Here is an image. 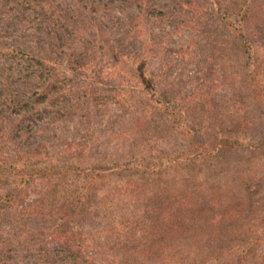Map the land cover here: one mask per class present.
<instances>
[{
  "label": "rangeland",
  "instance_id": "374dc122",
  "mask_svg": "<svg viewBox=\"0 0 264 264\" xmlns=\"http://www.w3.org/2000/svg\"><path fill=\"white\" fill-rule=\"evenodd\" d=\"M45 1L50 18L46 20L36 12L26 11L28 20L13 0H0V67H11L0 78V165H15L26 171L46 164L51 167V163L57 167L53 175L44 179L26 175L29 183L25 180L19 184L24 190L6 208L7 216L0 219V241L20 245L19 252L26 249L28 253H38L47 241L50 245L58 241L60 245V233L75 231L69 236L70 249L77 247L76 243L88 251L103 249V241L108 240L111 246L113 239L124 243L119 247L121 252L131 250V245L140 248L138 233L151 235L156 219H161V214L169 216V204L156 206L163 200L172 202L177 194L174 189L179 187L184 189L180 200L191 199L195 186L188 167L183 166L180 172L169 167L172 158L185 150L183 131L187 129H173L165 113L161 116L159 110L165 109L167 113L165 106L173 110L174 102L169 100L173 93L186 92L188 97L184 100L183 93L182 101L191 105L203 99L198 95L202 93L211 95L217 104L204 112L213 122L217 116H228L235 109L230 98L232 91L247 93L252 88L243 84V70L235 76L242 64L234 52L221 50L224 38L212 34L213 41L205 40L201 26L192 20L198 15L191 17L187 7L180 5L181 0H149L154 8L139 18V4L131 0ZM243 1L258 8L255 0ZM205 10L195 8L199 15ZM250 21L256 24L252 27L257 37L248 67L264 70L257 69L259 64L264 65V40H260L263 23H259L258 17ZM179 48L184 51L179 50L177 58L174 53ZM21 49L51 65L57 79L49 84L41 77H26L40 76L42 67L24 64L18 58L17 51ZM42 54L61 64L44 60ZM68 58L78 60L76 70L66 68ZM240 59L244 62V57ZM17 63L25 70L16 69ZM141 68L149 77L152 75V96L149 94L148 98L154 101L155 96L158 110L147 111L149 102L142 94L143 85L135 84V75H139ZM243 96L253 124L246 131L241 128L240 140L253 143L264 130V102ZM184 119L188 123L186 116ZM141 157L152 162L151 169L166 170L169 175L157 176L154 183L150 182L151 177L140 178L136 172L127 177L126 168L144 170L134 166L142 161ZM160 159L161 165L156 166ZM75 167H91L89 170L101 173L103 185L97 192L99 203L93 202L89 213L86 211L71 224L62 217L68 210L65 206L81 191V181L72 175ZM239 178L222 180L220 195L228 199L234 193L242 198V203L253 204L243 214L252 217L261 204L264 210V171L257 168L250 178ZM129 179L135 185L126 182ZM2 184L0 181V190L9 186ZM202 190L197 188L198 201H202ZM157 191L164 193L162 199L154 200L158 213L154 208L145 218L143 209L151 210L148 198ZM118 223L123 230H116ZM201 223L190 220L185 233H195L193 229H197L198 233H206V242L176 236L164 245L158 257H138L137 261L124 264L193 263L210 251L225 253L204 264H264V226H253L259 239L243 244L239 239L251 233L250 229L245 231L248 219ZM52 232L56 233L55 241L46 236ZM120 233L136 234L131 236L133 242H126L125 237L119 239Z\"/></svg>",
  "mask_w": 264,
  "mask_h": 264
},
{
  "label": "trees",
  "instance_id": "16d2710c",
  "mask_svg": "<svg viewBox=\"0 0 264 264\" xmlns=\"http://www.w3.org/2000/svg\"><path fill=\"white\" fill-rule=\"evenodd\" d=\"M13 1L17 10L28 20L30 16L25 15L26 11L36 12L39 16L46 18V20L51 16V14L49 15L48 13V9L45 8V6L49 7L45 0H43V3H41V0ZM133 1L137 2L140 7L141 13L138 12V18L140 14L145 17V12L148 11V9L154 8L149 0H131V2ZM200 1L202 0H198L197 2L196 0H181L180 5L187 7V11L192 13L191 17L193 15H198L196 17L194 16L192 20L199 23L201 26L205 35V40L208 39L207 41H213L212 34L216 37L218 36V38H224L221 40V50L228 54L234 52L235 57L242 64L241 68L235 71V76H239V70H243V80H245L243 84H245L246 88L251 86L252 89L251 92L247 89V93L232 91L230 98L233 99L232 107L236 106L235 109L228 116L224 114L217 116L213 122L209 121L210 115H205L204 113L207 109L212 110L217 106L211 95L204 96V94L198 93L203 99H199L200 101L191 105L190 102L187 103L186 101H182L181 97L184 92L179 91V95L173 93L172 99H169L174 102L173 110L169 109L167 106H165V108H167V113L165 109L159 110L161 116L165 113L166 121L173 126V129H175V127L181 128L182 126L187 129V132L183 131V138L186 140L185 150L178 152L176 158H172L173 161L169 163V167H174L173 169L175 172H180L183 166L189 168L190 181L194 182L193 185H195L193 193L195 196L191 193V199L186 198L185 200H180V193L184 192V189L179 187L174 189L177 194L172 202L163 200L157 205L156 208L161 207L162 203L169 204L170 208L167 210L169 216L161 214V219H156L154 224L151 223L153 224L150 229V232H153L151 235H147V233H138L137 241L140 248H138L137 245H131L133 247L131 250L121 252L119 247L124 245V243L113 239L115 241L113 243L114 245L112 244L113 246H110L108 240L103 241V249L88 251L85 249L86 247L82 248L81 245H77L78 243L75 245L77 247H72V249H70L69 236L75 233V231H67L60 233V237L63 238V240L60 241V245H58V241H56V245H50V242L47 241L45 242L47 245L43 246L38 253H33L32 251L28 253L26 249L23 252H19L18 248L20 245L10 246L6 241H0V264H106L109 261L124 264L125 262H129V260L137 261L138 257L140 259L148 256H152V258L158 257L164 245L175 239L176 236L195 238L194 240L198 243L207 241L204 240L206 239V233H198L197 229H193L195 233H185L189 227L188 223L190 220L200 221L202 223L206 222L209 223V225H213L216 220L229 221L235 218L248 219L249 224H247L245 231L250 229L251 233H248L243 239L241 238L239 240L243 244H250L259 239L254 233L255 229H253V226H264V210L262 209V204L261 208L254 210V215L252 217L248 215L243 216L246 212L245 209L251 208L253 204L242 203V198L235 197L234 193L228 196V199H225L220 195L219 187H221L220 184L222 180H230L232 176H240L239 180H242L244 178H250L257 168L264 171V130L259 132V138L253 143H244L240 140L239 135L241 128L246 131L248 126H252L253 124V115L249 113L247 102H244L242 98L244 97L243 95L247 96V100L257 101L259 103L264 102V70H251L248 67L252 55L251 48L254 45L255 37H257V33H253L252 27V25L256 24L250 21L253 20V18L258 17L259 23H263L260 29V40H264V0H255L257 1L256 3H258V8H253L252 5L245 4L243 0H203V3H199ZM203 7L206 10L200 15L197 14L195 8H199L200 10ZM101 32L103 31H100V33ZM207 41L206 44H208ZM188 46L189 45H187L186 48ZM2 48H5V45H2ZM179 50L181 52L184 51L182 48H179L176 49L174 54L178 55L181 53ZM11 52L13 53V51ZM17 53L20 56L18 58H21L24 64L32 63L33 66L40 65L42 67V74H40V76L35 74L33 77L31 75H25L26 77L33 79L41 77L48 82L51 80L53 82V78L57 79V74L49 68L52 66H47L44 61L38 60L37 57H33L32 52L29 54L21 49L17 51ZM4 54L6 56L8 55V53ZM40 57L44 58V60L61 64L56 58L50 57L49 55L42 54ZM241 57H244V62H241ZM177 58H179V55ZM66 60V68L77 69L78 60L72 61L71 59L69 60V58ZM9 68L11 67L9 66ZM9 68H7L5 64H3V67H0V78L5 74L6 70L11 71ZM15 68L18 70H25L18 65V63ZM259 68H264V65L259 64L257 69ZM141 70L139 75H135V84L140 86L143 85L142 94L146 98V101L149 102L146 105L147 111L150 112L152 109L158 110V100H155V96H153L154 101L148 98L149 92L152 89L150 79L152 75L149 77L142 68ZM259 72H262V76L259 75ZM52 82H49V84ZM153 85L156 86L157 84L153 83ZM190 93L192 94V92ZM186 96L188 97V94L185 92L183 95L184 100ZM13 102L16 103L14 100ZM185 116L189 120L188 123H186L184 119ZM263 116L264 113L261 115V120L264 121ZM141 159L142 161L135 163L134 166H140L144 170L126 168L125 172L127 177L133 176V173L136 172L140 178L151 177L150 182L154 183L157 176L161 174L169 175V172L166 170L151 169L152 162L142 157ZM47 165L48 164L44 167L29 168V171H26L23 167L18 168L15 165H0V181L3 182V184L9 185L5 189L0 190V219H2L3 216H7L5 212L6 208L11 207L19 197L18 193L24 190H22L19 184H23L25 180L27 184L29 183V179H26V175L32 178H40L42 176L44 179L46 176L56 173L54 172V168L56 169L57 167L54 163H51V167ZM158 165H161V159L160 163L156 162V166ZM78 168L79 167L74 168L75 170L72 171V175L76 177L78 182L81 181V191H79L74 199L69 201V204L65 206L68 210L65 217H62L63 220H67L71 224L75 222L76 218H80L86 211L89 213L93 202L96 204L99 203L100 198L97 192L103 185V183H101L102 179H100L101 173L89 170L91 167H84L81 170ZM128 171L130 172L128 173ZM113 174H115V172H113ZM126 182L135 185L132 183L131 179ZM199 187L203 188L201 193L202 201H198L197 199V188ZM105 195H108L107 191ZM151 195L152 196L148 198V200L152 208L149 210L144 207L143 215H145V218L149 216L150 211V213L154 211V200L162 199L164 193L163 191H157ZM143 206H145L144 202ZM156 208L155 211L158 213V209ZM117 225L118 226H115L116 230H123L120 223ZM262 228L264 229V227ZM80 234L81 233L77 231L76 235L80 237ZM120 234H122L119 237L120 240L125 237L126 242H133L131 236L136 233ZM46 236L47 238L51 236L53 241L57 238L56 233L53 232L46 234ZM63 242H65V244ZM248 247H251V245H248ZM224 253L225 252L210 251L203 259L194 261L193 263L180 264H204V261L216 260L222 257Z\"/></svg>",
  "mask_w": 264,
  "mask_h": 264
}]
</instances>
